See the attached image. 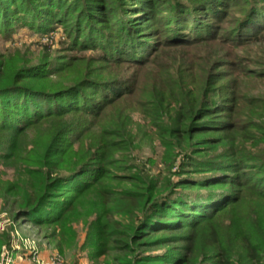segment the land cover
Here are the masks:
<instances>
[{"label":"trees","instance_id":"obj_1","mask_svg":"<svg viewBox=\"0 0 264 264\" xmlns=\"http://www.w3.org/2000/svg\"><path fill=\"white\" fill-rule=\"evenodd\" d=\"M56 24L71 49L94 51L75 77L68 60L0 55V146L40 132L23 159L29 187L1 188L18 195L15 220L56 235L92 191L88 246L107 264H264V98L237 79L264 77V64H237L264 39V0H0L5 38ZM96 63L106 76L88 72ZM136 112L163 148L157 174L133 155ZM4 245L10 233L0 262Z\"/></svg>","mask_w":264,"mask_h":264},{"label":"rangeland","instance_id":"obj_2","mask_svg":"<svg viewBox=\"0 0 264 264\" xmlns=\"http://www.w3.org/2000/svg\"><path fill=\"white\" fill-rule=\"evenodd\" d=\"M70 43L71 38L64 25L56 24L47 33H37L25 27L11 38L0 35V55L12 59L18 64H37L44 61L56 63L68 60L64 74L72 73L75 77L78 70H84V67L79 68L74 60L83 56L92 57L94 51L71 49ZM207 52L208 49H203L201 53L206 55ZM238 54L241 56L237 60L240 68L241 66H261L264 64V39L239 49ZM69 56L73 58L71 59ZM103 67L96 63L88 67V72L92 70L96 74L106 76L107 72ZM219 70L226 74L223 82H227L235 76L230 75L229 70L231 69L226 66L219 67ZM62 77L64 76L51 77L47 85L59 82L65 84L67 80L62 81ZM237 79L241 83V92L246 94V97L264 98V77L239 74ZM133 119L136 123L133 130L137 136L133 155L142 160L151 157L157 161V164L152 168L153 173L157 174L163 168L160 161L163 148L139 112L133 115ZM39 133L35 129L22 134L16 140L15 150H12V146L7 140L0 146L2 153H0V237L7 233L12 236V245L10 247L3 246L4 251L0 264H52L56 259L60 260L62 264H107V261L112 258L111 255L96 256L88 246L90 224L94 220V215L91 212L95 196L92 191L80 197L78 213L71 216L70 227L66 230L57 228L56 235H53L55 227L35 226L23 219L15 220L14 215L17 210L15 201L18 199V195L6 197L1 188L10 185L14 186L16 190L23 191L29 187V177L23 159L27 157L25 150L33 147L34 140H37ZM136 161L139 162L138 159ZM124 185L129 186L127 183Z\"/></svg>","mask_w":264,"mask_h":264},{"label":"built area","instance_id":"obj_3","mask_svg":"<svg viewBox=\"0 0 264 264\" xmlns=\"http://www.w3.org/2000/svg\"><path fill=\"white\" fill-rule=\"evenodd\" d=\"M52 264H62V263L60 262V260L56 259V260H53Z\"/></svg>","mask_w":264,"mask_h":264}]
</instances>
